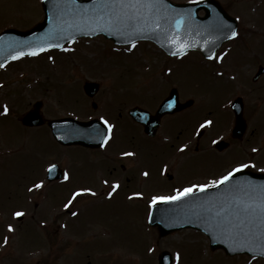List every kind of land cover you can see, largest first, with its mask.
Wrapping results in <instances>:
<instances>
[{
    "label": "rangeland",
    "instance_id": "obj_1",
    "mask_svg": "<svg viewBox=\"0 0 264 264\" xmlns=\"http://www.w3.org/2000/svg\"><path fill=\"white\" fill-rule=\"evenodd\" d=\"M220 1L238 19L239 30L214 61L190 51L183 59L164 62L145 44L127 53L113 50L110 42L99 37L78 42L65 51L43 52L10 62L6 73L1 71L8 93L6 99L4 94L0 97V107L3 103L14 106L15 112L22 114L36 100H42L47 117L98 116L113 122L118 115L127 117L131 107L155 108L171 86L177 85L183 98L194 99L186 113L188 121L211 119L225 123L230 118L231 102L242 95L247 120L258 131L255 137L264 136V76L258 82L252 81L258 66L264 65V0ZM44 17L42 0H0V31L30 29ZM86 80L101 83L100 94L94 100L84 90ZM7 131L23 132L12 120L8 121ZM31 131H37L30 132L33 139L42 141L39 130ZM215 131L210 127L207 133ZM43 141L48 144L45 137ZM68 154L78 163L83 162L81 152L68 149ZM256 169L264 171V160ZM47 191L54 192V187ZM63 202L46 199L42 205L44 216L40 206L37 212L41 215L29 218L30 227L20 233L0 231V264H96L100 260L109 264H158L163 250L172 253L173 264H264L261 258L229 257L223 250L212 251L207 237L195 230L160 236L149 224L146 201L109 197L90 200L84 210L85 201L76 206L84 212L75 218L76 214H69L74 205L65 208ZM43 219L45 225H40L38 221Z\"/></svg>",
    "mask_w": 264,
    "mask_h": 264
},
{
    "label": "flooded vegetation",
    "instance_id": "obj_2",
    "mask_svg": "<svg viewBox=\"0 0 264 264\" xmlns=\"http://www.w3.org/2000/svg\"><path fill=\"white\" fill-rule=\"evenodd\" d=\"M142 44L137 45L140 47ZM145 46L152 47L164 60L185 56H169L154 44ZM3 74L0 71V97L4 94L6 99L8 92L4 91L6 77ZM178 92L180 102H187L188 98H183L180 90ZM156 109L149 110L154 113ZM187 110L161 117L154 136L145 131L142 123L120 115L118 120L109 121L114 128L106 142L97 147H85L63 145L54 138L47 121L30 126L24 122V113L17 114L14 106H8L6 113L0 107V231L20 233L28 229L29 218L33 220L40 214L37 212L40 206L44 216L42 205L46 199L68 201L81 187L92 188L94 194L84 193L76 197L73 200L75 206H78L77 202L117 197L133 202L146 201V209L149 210L154 196L175 195L177 190L192 184L209 183L241 162L254 165L246 169L256 170L264 160V136L255 137L258 131L252 128L250 120H245L244 131H235L236 119L232 112L227 122L214 124L215 134H208L209 128L199 127L200 119L196 122L186 119ZM10 120L17 122L22 134L7 133ZM31 130H39L42 141L33 139L29 134L37 131ZM44 137L48 144H44ZM220 141L225 143L223 149L215 146ZM185 144L188 147L181 150ZM68 149L81 152L83 162L78 163L72 154H68ZM126 152L134 155L126 156ZM50 165L56 167L52 169ZM65 173H68V179L64 178ZM40 180H44V186L32 188L33 183ZM116 183H119V188L109 196ZM52 186L54 192H48ZM136 192L143 195L134 196ZM55 204L52 206L56 207ZM17 211L24 215L15 216ZM38 223L45 225L44 219ZM9 224L13 225V230L8 229ZM98 263L109 264L105 260Z\"/></svg>",
    "mask_w": 264,
    "mask_h": 264
},
{
    "label": "water",
    "instance_id": "obj_3",
    "mask_svg": "<svg viewBox=\"0 0 264 264\" xmlns=\"http://www.w3.org/2000/svg\"><path fill=\"white\" fill-rule=\"evenodd\" d=\"M97 3L98 0H43L45 18L42 22L28 31L10 29L0 35V64L21 52L60 47L78 36L100 33L120 43L148 39L171 53L196 49L211 57L224 42L233 37L232 32H237L238 27L237 20L228 14L218 0L190 3L159 0L160 7L154 10L138 8L123 11H98L94 7ZM200 10H205L204 16L198 15ZM177 21H180L179 27ZM180 45L187 47L182 49ZM263 71L261 66L255 79ZM97 87L96 83L85 84L90 94ZM175 97L176 90H173L171 96L161 104L156 117L149 119L153 126L146 124L148 132H154L157 127L158 120L154 118L192 103L190 101L182 105ZM40 106L38 102L35 111L26 115L27 123L40 121ZM233 106L238 121H241L242 106H238V101ZM131 113L145 123L147 117L151 116L139 109ZM50 125L59 141L86 146L101 143L107 129L98 119L82 122L63 118L51 121ZM261 189H264V174L239 171L229 181L216 187L192 193L180 200L154 205L149 221L159 228L161 235L194 228L208 236L212 249L223 248L229 255L248 254L264 258V252L259 250L264 245V241L260 240L259 219L255 212L243 211L245 205L253 209L256 207ZM159 262L171 264V254L163 251Z\"/></svg>",
    "mask_w": 264,
    "mask_h": 264
},
{
    "label": "snow or ice",
    "instance_id": "obj_4",
    "mask_svg": "<svg viewBox=\"0 0 264 264\" xmlns=\"http://www.w3.org/2000/svg\"><path fill=\"white\" fill-rule=\"evenodd\" d=\"M98 11H102L105 9H109V10H116L119 9L121 11H123L124 9H138V8H143L146 10H154L160 7V3L159 0H98V3L94 6ZM118 19L120 17H117ZM131 18V17H130ZM180 21H177V27H179ZM156 27H159V24H156ZM238 35V33H236L235 31L232 32V36H236ZM133 47H135V44L133 43ZM180 47L186 48L187 45H180ZM41 51H43V49H41ZM34 54V53H33ZM20 55H24L23 52L20 53ZM2 66V65H0ZM171 106V105H170ZM4 111L7 112L8 108L7 106L4 107ZM101 120H103L104 124L107 125V136L110 138L111 134H112V129L114 128V125H112L111 123H109V121L104 118L101 117ZM213 121L210 119H205L203 121V123H201L199 125V127L201 129L205 128L206 126L212 125ZM106 142V141H105ZM213 143H215V141H213ZM188 146L182 145L181 150H183L184 148H187ZM124 155L126 156H131L134 155V153L131 152H126L124 153ZM250 166H254V165H250L249 163H238L235 167L232 168L231 171H228L225 175H222L219 179H213L212 181H210L209 183H200V184H192L188 187H184L182 190H177L175 195H170V196H154L151 200L152 204H156L158 201H174V200H180L182 197H186L188 195H190L191 193H193L196 190H200V191H204L206 189H208L209 187H212L214 185H219V184H223L227 181L230 180V178L233 177V174L236 172H239L241 169H246ZM56 166L55 165H50V168L54 169ZM145 176L148 175L147 172L144 173ZM64 178L68 179L69 175L68 173L64 174ZM104 183H108V181H104ZM44 186V180H40L37 183H33L32 188L34 189H38V188H42ZM119 183H116L115 186L112 188V191H110L108 193L109 196L112 195V193L119 188ZM84 193H93V189L89 188V187H81L78 188L75 192L72 193V198L68 200V202L64 205L65 208H69L72 203L73 200L76 199V197L84 194ZM134 196H141L143 195L142 193L136 192L133 193ZM256 203V207L253 209L251 208L249 205H245L243 208L244 212H255L257 218L259 219V228L261 230L260 232V240L264 241V189L260 190V195L258 197V202ZM221 211H223V209H221ZM76 213H73V215H75ZM15 216L17 217H22L24 215L23 212L21 211H17L14 213ZM9 230H13V225L9 224L7 225ZM4 243L7 244L8 243V238L5 237L4 239ZM259 250L261 252H264V245L259 247ZM179 253H177V259H179Z\"/></svg>",
    "mask_w": 264,
    "mask_h": 264
}]
</instances>
